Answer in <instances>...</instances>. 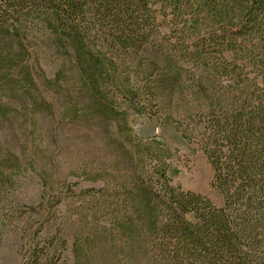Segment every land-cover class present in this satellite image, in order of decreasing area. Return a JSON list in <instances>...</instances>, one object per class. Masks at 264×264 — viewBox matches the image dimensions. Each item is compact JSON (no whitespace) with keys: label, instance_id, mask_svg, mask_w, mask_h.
<instances>
[{"label":"trees","instance_id":"1","mask_svg":"<svg viewBox=\"0 0 264 264\" xmlns=\"http://www.w3.org/2000/svg\"><path fill=\"white\" fill-rule=\"evenodd\" d=\"M133 116L205 155L219 206L172 186V150ZM45 118L100 158L58 193L40 174L41 201L16 213L3 200L26 166L0 144V234L38 225L17 233L20 264H65L69 241L73 264H264V0H0V124Z\"/></svg>","mask_w":264,"mask_h":264},{"label":"rangeland","instance_id":"2","mask_svg":"<svg viewBox=\"0 0 264 264\" xmlns=\"http://www.w3.org/2000/svg\"><path fill=\"white\" fill-rule=\"evenodd\" d=\"M47 37L46 32L32 29L26 32V44L31 53L34 70L40 69L44 76L52 78L60 65V60L48 46ZM38 83L40 85L39 79ZM44 94L51 99L49 93L44 91ZM28 124L22 121L13 127L7 123L0 124L2 148L15 152L26 166H23L21 174L14 175L12 185L7 186L3 200L8 208L16 209V213L23 206H36L41 201L40 174L58 193L63 185L77 181L72 172L97 162L100 158L99 154L93 157L90 144L84 143L83 137L77 136L72 127L64 125L60 129L56 119H39L34 130L28 127ZM131 125L136 135L143 138L156 136L170 147L174 154L168 168L172 186H180L184 191L206 196L217 206L221 204L220 196L210 187L212 179L210 164L196 146L187 143L171 128L161 127L147 117L133 116ZM90 186L93 184L81 182L76 190ZM63 210L64 206H61L60 211ZM28 215L21 220L17 230L10 229L0 234V264H20V236L17 233L23 225L38 226L28 218ZM64 263L73 264L71 241L65 253Z\"/></svg>","mask_w":264,"mask_h":264}]
</instances>
